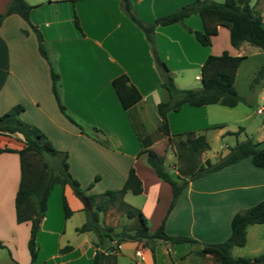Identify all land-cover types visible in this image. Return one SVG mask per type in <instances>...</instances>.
<instances>
[{
	"label": "crops",
	"instance_id": "1",
	"mask_svg": "<svg viewBox=\"0 0 264 264\" xmlns=\"http://www.w3.org/2000/svg\"><path fill=\"white\" fill-rule=\"evenodd\" d=\"M8 1L0 0V13ZM24 1L31 6L29 20L40 31L59 75L61 102L66 111L86 127L87 132H80L58 111L50 91L47 63L37 52L33 33L29 30L26 34L20 32L26 25L16 14L4 17L0 24V115L16 104L22 105L18 117L35 125L56 149L66 152L68 172L82 187L98 175L89 189L91 192L119 188L129 166H132L140 180L141 192L138 194L142 196V201L134 206L143 213L148 230L152 231L165 215L170 188L154 174L142 155L137 156L140 143L134 124L145 143L150 142L148 147L163 154L167 141L155 130L161 123L155 105L166 101L168 93L160 85L161 79L143 34L122 13L118 0ZM129 1L142 20L151 21L193 0ZM248 2L261 17L264 26V0ZM72 11L79 30L73 23ZM184 22L192 29L202 28L197 14L188 15ZM219 34L225 43L215 50L213 42ZM153 38L157 54L169 69L177 88L175 75L188 79L191 70L200 69L208 54L226 50L231 55H246L244 50L249 49L247 43L232 47L228 42V31L223 26L217 27L208 46L198 44L191 33L176 23L157 25ZM196 76L193 75L194 79H199ZM184 83L181 87L195 85V81ZM129 87L133 89V92H128L131 98L135 94L139 98L126 109L119 93ZM258 95L263 100L262 93ZM210 106L185 103L178 110L168 112V133L193 131L203 134L206 139L208 130H215V137L233 132L224 127L227 121L216 119L215 110ZM255 113L262 115L264 105L258 106ZM90 127H96L103 133L108 147L94 140ZM254 130L255 136L250 137L264 147V115ZM244 132L242 127V132L234 134V137ZM17 138V134L0 135V147L21 148L22 143ZM163 155L164 162L167 155ZM18 180L17 154L13 151L0 152V239L10 245L17 240L24 247L29 223H14L13 196ZM62 196L71 211L70 216L76 211L82 212L81 202L68 185H53L34 236L36 257L29 262L28 253L25 254L27 249H23L24 255H19L18 249L16 256L13 253L17 264H90L95 237L88 235V231L82 232L76 244H67L71 246L69 251L58 253V241L65 232V220L70 217L63 216ZM262 199L264 169L253 166L249 157H244L188 182L165 215L164 230L171 235L218 242L227 237L229 220L234 212ZM43 232L46 234L44 238L40 235ZM248 239L252 242L249 248L234 256L252 259L262 252L264 224L248 225L243 246ZM124 243L133 250L134 264H152L149 250L141 243L121 242L119 249ZM136 246L139 248L137 255L134 254ZM45 247L49 248V254L43 260L40 252ZM199 247L197 244L158 243L154 247L156 264H212L209 254L198 256L194 253ZM191 252L199 259L190 258Z\"/></svg>",
	"mask_w": 264,
	"mask_h": 264
},
{
	"label": "trees",
	"instance_id": "2",
	"mask_svg": "<svg viewBox=\"0 0 264 264\" xmlns=\"http://www.w3.org/2000/svg\"><path fill=\"white\" fill-rule=\"evenodd\" d=\"M73 1L70 0V2ZM118 1L122 13L143 34L161 79L160 85L168 93L166 101L158 102L155 105V111L161 118V123L155 130L166 138L167 144L172 146L175 173H169L166 170L163 164V154L148 147L150 142L145 143L139 134L138 127L134 124V130L140 143L137 156L142 155L145 163L154 174L169 185L170 201L165 215L172 208L186 184L198 177L217 171L244 157H249L253 166L264 169V147L249 137L239 141L235 140L227 152L215 161H210L208 158L200 161V153L208 149V143L203 134H195L193 131L171 135L168 133L166 114L178 110L182 104L186 103L193 106L219 104L231 108L241 100L233 82L236 69L243 55H231L226 50H222L219 54H208L199 69L200 85L198 87L177 88L173 83L169 69L157 54L153 38L154 28L157 25L176 23L184 31L191 33L198 44L208 46L211 36L217 32V27L223 26L228 31V42L232 47L247 43L264 52L263 22L255 9L249 5V0H193L168 13L157 16L151 21L142 20L133 10L129 0ZM30 8L31 6L24 0H9L0 13V24L4 17L16 14L24 22L26 28L34 34L37 52L48 66L50 91L58 111L80 132L86 133V127L70 115L61 102L59 75L53 66L52 57L44 45L40 31L29 20ZM190 14L198 15L202 25L201 30L192 29L185 24L184 18ZM72 17L75 27L79 30L74 11H72ZM22 32L26 33L27 30L23 29ZM263 77L264 64L257 70L251 84L259 83ZM131 89L129 87L124 92L119 93V98L126 109L131 102L138 101L139 98L136 94L134 98H131L130 93L133 92ZM22 108V105L16 104L0 115V135L17 134L19 135L17 139L22 143V146L17 150L0 147V152L13 151L18 156L19 180L13 196L14 221L16 223H29L26 240L29 262L34 261L36 257L34 236L39 221L35 223V218L41 219L44 216L46 199L52 186L57 184L62 187L66 184L81 202L82 211L85 215L84 221L75 227V230L77 232H91L95 237L92 242L94 251L91 264H116L119 244L124 241H140L142 246L149 250L152 264H156L154 247L158 243L200 245L194 253L198 256L209 254L214 264H250L251 260L264 264V248L260 254L252 259L245 256H232L230 253L232 247L244 245L248 225L264 224V199L234 212L229 220L227 237L218 242H203L185 235L167 233L163 225L165 215L158 225L150 231L147 220L140 209L125 203L122 199L125 191L132 194L141 192L140 180L132 166H129L125 179L119 188L105 189L100 193L89 191L93 181L98 179V175H95L88 185L82 187L68 172L66 152L56 149L35 125L18 117ZM89 129L94 134V140L102 146H109L107 139L98 128L90 127ZM241 130L242 127H239L236 132L227 133L236 134ZM111 206L122 211L126 218L134 219L135 223L131 229L121 228L115 231L111 225L98 223V212H104ZM61 207L64 218L69 217L71 211L63 196L61 197ZM111 241H114L113 245H110L109 242ZM2 247L5 245L0 241V248ZM70 249V245H64L58 249V252L64 253Z\"/></svg>",
	"mask_w": 264,
	"mask_h": 264
},
{
	"label": "rangeland",
	"instance_id": "3",
	"mask_svg": "<svg viewBox=\"0 0 264 264\" xmlns=\"http://www.w3.org/2000/svg\"><path fill=\"white\" fill-rule=\"evenodd\" d=\"M213 1H221V0H213ZM23 29H27V28H23ZM23 29H21L20 32L23 34H26L27 32L26 33L22 32ZM197 30H201V29H197ZM215 41L216 42H213L215 50H218V47L224 45L225 43V40L220 34L218 35L217 40ZM246 45L249 47V49L246 48L244 50L246 51L245 53L246 55H243V58L240 61L236 69L234 82H233V86L237 94L241 97V100L238 101V103L232 108L221 106L219 104H210L211 105L210 108L215 110L216 119L217 120L223 119L227 121L226 125H224L226 130L236 132L239 127H244V131H245L244 133H246V135H244V133H241L240 136L234 137V134L226 133L224 137H218V136L215 137L214 136L215 130H208L206 132V135H207L206 141L208 143V149L204 150L202 155L201 154L199 155L200 161H203L204 160L203 158H208L210 161H215L217 158H219L221 155H224L227 152L228 148L233 145L235 140H238V141L243 140L246 137H249L253 140V137H250V136L252 135L255 136L254 128L256 127V124L259 121V119L263 118L264 113L262 115H257L255 111L258 106L264 105V98L263 100H260L259 95H258V93L261 92L262 96L264 97V77L262 78V81L259 83H256V84H251V83L259 67L264 64V52L259 51L257 48H255L252 45H249V44H246ZM189 74L190 75L188 79L186 77L185 79H182L175 75V83L178 84L177 85L179 86L178 88H187V87H193V86L200 85L199 79L195 80L193 77L194 74H197L199 76V68H194V70H191V73ZM187 81L188 82L195 81V85H192V86L186 85L185 87H181L182 84H185L184 82H187ZM246 113H249V115L246 116ZM240 132H242V130ZM237 133L239 135V132ZM263 144H264V141H263ZM172 151H173L172 146L169 144H166L163 149V154L167 156L163 164L169 173L173 172L172 163L174 161V156H172L173 155ZM123 201L131 206H134V204H139V202L142 201V196L140 194H132L131 192L126 191L123 197ZM84 218H85V215L83 211L82 212L76 211L69 218L65 220V223H64L65 232L58 241V243L60 244V248L63 247L64 245H67V244L73 245V244H76V242H78L79 238L82 237V232H77L75 230V227L79 226L81 222L84 221ZM98 223L102 225H111L115 231H118L121 228L131 229L135 221L133 218L131 219L126 218L122 211H119L118 209H116L115 206H111L107 208L104 212H98ZM40 235L41 237L43 236L44 238L46 234L43 232ZM88 235L91 236L93 234L90 232L88 233ZM1 240L2 239H0V241ZM124 242H128V241H124ZM138 242L141 243L140 241ZM109 243L110 245H113L114 241H111ZM251 243H252L251 239H248L245 246L232 247L231 255L234 256L238 254L239 252H245V250L249 248ZM17 244H18V247H17ZM4 245L5 247L0 248V264H17V261L14 255L16 256V251H18V249H19V255L20 254L24 255L23 249L25 250L26 246L23 247L22 244H20V242L18 243L17 240L15 241V243H12L11 245L10 243L9 244L4 243ZM126 245L127 243H124L123 246L119 249L116 255V264H134L133 250L130 249ZM189 248H195V246H190ZM138 249H139L138 246H136V248L134 249L135 255H137L138 252L136 250ZM26 253H27V250L25 251V254ZM48 254H49V248L45 247L40 252V257H42L41 259L44 260L45 258H47ZM75 254L73 255L75 256ZM193 254L194 253L191 252L189 254V257L198 260L199 257ZM210 259L212 261V264H214L212 258ZM81 261H84V260H77L76 262H81ZM90 264H91V260H90Z\"/></svg>",
	"mask_w": 264,
	"mask_h": 264
},
{
	"label": "water",
	"instance_id": "4",
	"mask_svg": "<svg viewBox=\"0 0 264 264\" xmlns=\"http://www.w3.org/2000/svg\"><path fill=\"white\" fill-rule=\"evenodd\" d=\"M38 221H39V218H35V223H38ZM250 264H259V262L258 261H250Z\"/></svg>",
	"mask_w": 264,
	"mask_h": 264
},
{
	"label": "built area",
	"instance_id": "5",
	"mask_svg": "<svg viewBox=\"0 0 264 264\" xmlns=\"http://www.w3.org/2000/svg\"><path fill=\"white\" fill-rule=\"evenodd\" d=\"M199 77V76H196V78Z\"/></svg>",
	"mask_w": 264,
	"mask_h": 264
}]
</instances>
